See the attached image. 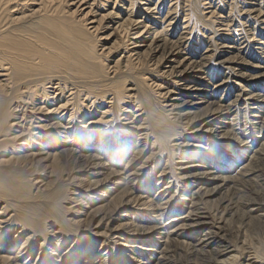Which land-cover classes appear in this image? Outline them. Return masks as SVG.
Returning <instances> with one entry per match:
<instances>
[{"label":"bare ground","instance_id":"obj_1","mask_svg":"<svg viewBox=\"0 0 264 264\" xmlns=\"http://www.w3.org/2000/svg\"><path fill=\"white\" fill-rule=\"evenodd\" d=\"M0 264H264V0H0Z\"/></svg>","mask_w":264,"mask_h":264}]
</instances>
